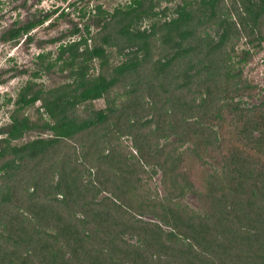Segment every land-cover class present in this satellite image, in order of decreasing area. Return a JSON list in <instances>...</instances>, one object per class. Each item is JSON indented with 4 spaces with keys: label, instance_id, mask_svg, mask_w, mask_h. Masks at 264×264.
Returning a JSON list of instances; mask_svg holds the SVG:
<instances>
[{
    "label": "trees",
    "instance_id": "16d2710c",
    "mask_svg": "<svg viewBox=\"0 0 264 264\" xmlns=\"http://www.w3.org/2000/svg\"><path fill=\"white\" fill-rule=\"evenodd\" d=\"M160 2L96 6L98 31L76 28L47 63L70 81L20 90L0 130V264H264V103L243 106L256 89L241 67L251 54L235 52L243 38L264 41V0H190L170 18ZM34 131L52 136L13 145ZM218 153L197 185L187 163ZM160 173L163 196L143 182ZM190 192L201 211L182 202Z\"/></svg>",
    "mask_w": 264,
    "mask_h": 264
},
{
    "label": "rangeland",
    "instance_id": "374dc122",
    "mask_svg": "<svg viewBox=\"0 0 264 264\" xmlns=\"http://www.w3.org/2000/svg\"><path fill=\"white\" fill-rule=\"evenodd\" d=\"M131 1L133 0H0V130L7 129L10 115L15 109L14 102L18 98L20 90L29 81L37 82L47 90L70 81L69 72L59 70L60 64L48 70L46 69L47 63L57 59L58 48L61 44H66L75 38L72 33L76 28L83 29L84 25L87 24L92 26L93 32L98 31L97 19L93 16L96 6L102 5L104 9L113 13L116 8L126 7ZM186 1L190 0H161L157 11L168 9L166 17L170 18L173 11ZM83 10L86 11L84 17ZM47 13L50 14L48 21L30 32L28 38L22 36L13 42L3 39L4 33L14 25V22L22 25L32 19V15L39 17ZM166 17L160 16L158 20H165ZM151 23V21L146 20L142 26L145 28ZM247 50L250 51L251 59L241 66L243 79L251 82L256 89L242 95L240 99L244 103V107L252 108L264 103V41L260 42L257 37H254L252 42L245 38L241 39L235 45L236 59L240 60L244 56L243 52ZM43 53L50 54L44 62L38 59V55ZM93 65L97 73L98 61L95 60ZM35 73H39L37 78L34 77ZM118 92L119 89L115 91L112 97L119 96ZM9 99L11 102H8ZM127 100L128 98L122 96L120 101ZM36 106H40V103ZM95 107L96 109H104V100L96 101ZM155 127L154 125L152 130ZM149 130L150 128L142 132L148 133ZM229 131L228 128H224L226 136H229ZM50 136L52 133L49 131L29 132L21 140L14 142L13 145H21L38 137L48 138ZM2 137L0 136V139ZM176 140L175 137H172L168 143H174ZM163 142L164 140H160V144ZM119 143L120 149L126 151L127 155H137L132 146V137H122ZM189 148L192 149L190 144L182 148L180 152ZM221 161L222 154L218 153L206 156L201 161L188 162L186 168L191 171V177L198 185L202 176H207L214 168H220ZM145 169L148 171L150 167ZM147 177V174L143 176L144 187L146 189L148 187L150 189L155 188L159 195L163 196L164 188L161 184V173L151 179ZM106 196L108 194L104 193L101 197ZM182 202L197 211L202 209L199 197L195 193H188Z\"/></svg>",
    "mask_w": 264,
    "mask_h": 264
},
{
    "label": "flooded vegetation",
    "instance_id": "af4514ba",
    "mask_svg": "<svg viewBox=\"0 0 264 264\" xmlns=\"http://www.w3.org/2000/svg\"><path fill=\"white\" fill-rule=\"evenodd\" d=\"M45 15H48V13L45 14ZM45 15H43V16H45ZM48 19H49V18H48ZM48 19H47L44 23H46V22L48 21ZM30 20H33V15H32V19H30ZM30 20H29V21H30ZM16 23L18 24V22H14V25H13L12 27H14V26H15V27H19V26L21 25V24L17 25ZM26 23H27V22H26ZM23 24H25V23H23ZM23 24H22V25H23ZM42 25H44V24H42ZM42 25H41V26H42ZM12 27H11V28H12ZM11 28H10V29H11ZM24 36H25V35H24Z\"/></svg>",
    "mask_w": 264,
    "mask_h": 264
},
{
    "label": "clouds",
    "instance_id": "9594fccd",
    "mask_svg": "<svg viewBox=\"0 0 264 264\" xmlns=\"http://www.w3.org/2000/svg\"><path fill=\"white\" fill-rule=\"evenodd\" d=\"M25 36H27V38H28V35H25Z\"/></svg>",
    "mask_w": 264,
    "mask_h": 264
}]
</instances>
